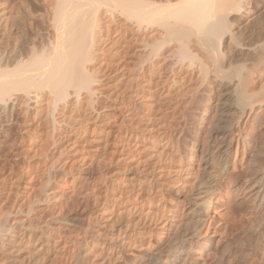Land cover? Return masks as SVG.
<instances>
[{
    "label": "bare ground",
    "instance_id": "obj_1",
    "mask_svg": "<svg viewBox=\"0 0 264 264\" xmlns=\"http://www.w3.org/2000/svg\"><path fill=\"white\" fill-rule=\"evenodd\" d=\"M0 264H264V0H0Z\"/></svg>",
    "mask_w": 264,
    "mask_h": 264
},
{
    "label": "rangeland",
    "instance_id": "obj_2",
    "mask_svg": "<svg viewBox=\"0 0 264 264\" xmlns=\"http://www.w3.org/2000/svg\"><path fill=\"white\" fill-rule=\"evenodd\" d=\"M94 176H95V175L92 173L90 178L92 179V178H94ZM243 209H244V208H242L241 210H243ZM244 210H245V212H244V211L241 212V211L239 210V211H238V214L244 215V214L246 213L245 215L248 216V214H249V212H250L251 210H250V209H247V208H245ZM250 215H251V214H250Z\"/></svg>",
    "mask_w": 264,
    "mask_h": 264
}]
</instances>
